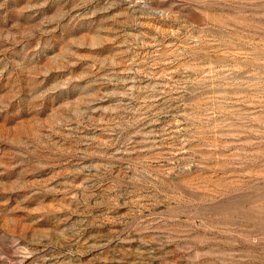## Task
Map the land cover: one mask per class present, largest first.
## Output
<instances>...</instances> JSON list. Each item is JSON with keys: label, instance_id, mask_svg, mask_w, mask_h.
<instances>
[{"label": "rangeland", "instance_id": "rangeland-1", "mask_svg": "<svg viewBox=\"0 0 264 264\" xmlns=\"http://www.w3.org/2000/svg\"><path fill=\"white\" fill-rule=\"evenodd\" d=\"M0 264H264V0H0Z\"/></svg>", "mask_w": 264, "mask_h": 264}]
</instances>
